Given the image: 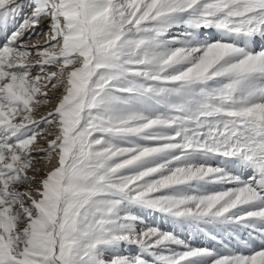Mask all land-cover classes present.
I'll use <instances>...</instances> for the list:
<instances>
[{
    "label": "snow or ice",
    "instance_id": "obj_1",
    "mask_svg": "<svg viewBox=\"0 0 264 264\" xmlns=\"http://www.w3.org/2000/svg\"><path fill=\"white\" fill-rule=\"evenodd\" d=\"M0 264H264V0H0Z\"/></svg>",
    "mask_w": 264,
    "mask_h": 264
}]
</instances>
